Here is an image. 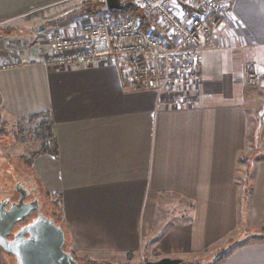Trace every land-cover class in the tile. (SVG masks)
I'll use <instances>...</instances> for the list:
<instances>
[{"label": "crops", "instance_id": "crops-1", "mask_svg": "<svg viewBox=\"0 0 264 264\" xmlns=\"http://www.w3.org/2000/svg\"><path fill=\"white\" fill-rule=\"evenodd\" d=\"M67 1L0 0V123L49 117L57 156L29 161L58 200L68 249L90 260L264 264V141L249 132L241 92L246 68L264 66V0H232L201 47L189 103L133 88L123 65L47 66V43L17 29ZM63 18L52 22L75 36ZM167 197L185 206L182 221L164 220Z\"/></svg>", "mask_w": 264, "mask_h": 264}, {"label": "built area", "instance_id": "built-area-1", "mask_svg": "<svg viewBox=\"0 0 264 264\" xmlns=\"http://www.w3.org/2000/svg\"><path fill=\"white\" fill-rule=\"evenodd\" d=\"M232 0H135L142 19L106 15L75 36L49 33L45 63L65 69L81 65H123L132 87L178 92L192 102L200 85L201 47L212 41L231 14ZM24 65L29 64L23 61ZM184 103L181 105L184 106Z\"/></svg>", "mask_w": 264, "mask_h": 264}, {"label": "rangeland", "instance_id": "rangeland-1", "mask_svg": "<svg viewBox=\"0 0 264 264\" xmlns=\"http://www.w3.org/2000/svg\"><path fill=\"white\" fill-rule=\"evenodd\" d=\"M128 2L127 0H121ZM106 0H71L63 4H60L53 8L52 11H56L55 14L49 17L45 16L44 21H39V14H34L27 19L21 20L25 25L21 24L17 32L23 31L27 28V37L35 39H41L45 41L48 38L49 33L54 30H61L55 27L56 23L52 22L54 19L60 20L65 15L77 9L81 6L82 10H74L68 17L71 19H65L64 22L72 28L76 25V30L81 29L85 24H91L95 19H100L106 15ZM135 2V0L131 1ZM123 4V5H124ZM133 5V4H132ZM67 13V14H65ZM111 18H117L113 16ZM41 14V13H40ZM63 15V16H61ZM42 16V15H41ZM120 17V16H119ZM122 18H124L122 16ZM142 18V15H141ZM6 25L0 24V31H4ZM40 25H46L47 29L42 33H35V29ZM66 25V24H65ZM10 28V26H8ZM7 32V31H6ZM9 32V31H8ZM260 61V60H259ZM258 73H255L253 66L246 68L244 74V84L242 86V96L246 100V107L249 111V132L254 135L255 140L264 141V66L259 64ZM189 91L192 93L198 92L199 88H195ZM49 117L47 115H38L37 117H31L29 119L17 120L7 122L5 124L0 123V201L7 198L14 197V187H17L18 183H21L22 187L32 190L35 189V193L31 192V196L35 197L39 202V208L42 211V215L49 217L59 215V203L57 198L52 194L50 189L43 186L42 182L37 179L34 171V166L29 161V157L36 151H40L43 147V139L48 134ZM261 129L259 132H254L255 129ZM257 135V138L255 137ZM15 143L14 145L12 143ZM11 143V144H10ZM4 144L5 147H4ZM12 145V146H11ZM257 151V147H255ZM18 190V189H17ZM163 216L166 221L180 222L181 216L185 215L186 210H183L185 206L174 197H167L165 199ZM180 217V218H179ZM56 222V221H55ZM83 258V257H80ZM130 258V259H129ZM86 260V258H85ZM89 260V259H87ZM97 264H144L142 256L136 257L135 255H111L105 256L95 260ZM86 264V261H82ZM94 263V262H93ZM0 264H16L15 259L3 253H0ZM81 264V263H80Z\"/></svg>", "mask_w": 264, "mask_h": 264}, {"label": "water", "instance_id": "water-1", "mask_svg": "<svg viewBox=\"0 0 264 264\" xmlns=\"http://www.w3.org/2000/svg\"><path fill=\"white\" fill-rule=\"evenodd\" d=\"M124 3L121 0L105 2L109 11H119ZM46 29V25H40L34 31L39 34ZM20 194L17 202H10L9 199L0 201V250L12 256L16 264H79L73 254L64 249L66 237L61 225L42 215L37 201L25 202L27 193L20 191ZM34 211L38 213L37 217L19 228L9 240L14 225L28 218ZM143 263L181 264L182 260L164 258L151 262L144 259Z\"/></svg>", "mask_w": 264, "mask_h": 264}, {"label": "trees", "instance_id": "trees-1", "mask_svg": "<svg viewBox=\"0 0 264 264\" xmlns=\"http://www.w3.org/2000/svg\"><path fill=\"white\" fill-rule=\"evenodd\" d=\"M127 1L128 2H126V4H124L119 11H109V12L112 13L113 16H118V17L119 16L120 17L123 16L124 18L132 17V18H136V19H142L140 11L134 5H132L131 1H133V0H127ZM68 16L69 15H65V17L63 19L67 18V19H69V21H71V19ZM65 24H67V23H65ZM57 28L60 29V27H57ZM124 77H125V80L127 79L128 83H130L129 85L132 86V83L129 82L128 77L127 76H124ZM37 116H33V117H37ZM37 154H49V155H52V156H55V157L57 156V144H56L55 137L53 135L52 128L50 127L49 124H48V134H46L44 136V139H43V147ZM52 217H54V220L56 221L57 224H59V225H61V227H63L62 221L60 219V213H59V215H55L54 214V216H52ZM64 249L67 252H71L73 254L75 260L77 262H79V264L80 263L83 264L82 261H86L85 262L86 264H97L95 260H90V259L89 260H87V259L85 260V258H80L75 252L70 251L68 249L67 240H66V244H65ZM0 253H3V252L0 250ZM127 255H129V257H130L132 254H127Z\"/></svg>", "mask_w": 264, "mask_h": 264}, {"label": "flooded vegetation", "instance_id": "flooded-vegetation-1", "mask_svg": "<svg viewBox=\"0 0 264 264\" xmlns=\"http://www.w3.org/2000/svg\"><path fill=\"white\" fill-rule=\"evenodd\" d=\"M17 189H19V190H17ZM14 191H15V194H14L13 199H12V197L7 198V199L10 200V202H17L20 199V197H21V194H20V191H21L23 193H27V197L24 199L25 202L29 203V202L37 201V203L39 204L38 200L36 199V196L33 197L30 194L31 192L35 193V189L34 188L32 190H29V189H26V187H22L21 183H18L17 187H14ZM7 199H5V200H7ZM6 209H8V207ZM40 213L42 214L41 209H40ZM37 215H38V213L36 211H34L28 218H26L23 221L15 224L14 227L12 228V230H11V235L8 237V239L11 240L13 234L15 232H17L19 230V228H21L22 226H25L28 223H30L34 218L37 217ZM47 218L54 220V217H52V216H49Z\"/></svg>", "mask_w": 264, "mask_h": 264}]
</instances>
